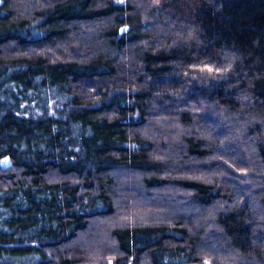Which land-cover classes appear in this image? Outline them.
I'll list each match as a JSON object with an SVG mask.
<instances>
[{
    "label": "trees",
    "instance_id": "16d2710c",
    "mask_svg": "<svg viewBox=\"0 0 264 264\" xmlns=\"http://www.w3.org/2000/svg\"><path fill=\"white\" fill-rule=\"evenodd\" d=\"M0 264H264V0H0Z\"/></svg>",
    "mask_w": 264,
    "mask_h": 264
}]
</instances>
